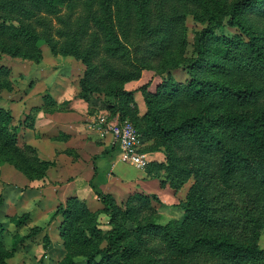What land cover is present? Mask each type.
Returning <instances> with one entry per match:
<instances>
[{
  "label": "trees",
  "instance_id": "16d2710c",
  "mask_svg": "<svg viewBox=\"0 0 264 264\" xmlns=\"http://www.w3.org/2000/svg\"><path fill=\"white\" fill-rule=\"evenodd\" d=\"M71 1L82 0H0V40L6 43L2 51L11 57L22 56L39 62L44 40L34 22L40 21L39 13H57L61 5ZM165 1L156 2L161 17L158 15L157 24L151 31H146L156 35L165 28L177 36L181 33L178 26L186 13L205 22L207 27L214 21L222 27L236 26L246 39L240 35L231 38L221 35L213 37L214 45L219 54L233 57L234 66L241 74H248L249 79L238 87L217 85L216 91L226 95L235 105L233 110L189 114L171 122L149 106L148 93L143 87L139 88L148 116L144 114L136 117L137 121H131L127 115H131L129 105L134 91L125 90L123 83L138 77L139 72H124V68L117 65L123 61V54L130 51L121 40L126 39V33L115 22L111 1L97 0V8L91 9L89 16L71 34L68 26H63L61 37H68V40L50 43L49 47L53 55H69L84 65L76 97L88 100L91 94L100 90L102 81L112 82V97L129 99L117 107L118 119H127L133 124L143 143L142 151L164 154V161L152 160L146 164V173L159 178L163 171L165 180L161 184L167 182L174 191L189 178H193V183L178 204L184 212L181 223L171 221L159 226L157 232L151 222L144 225L135 222V230L126 229L120 222L131 219L133 208L139 212L149 198H158L155 194H128L123 201L125 210L108 192L95 190L102 204L96 210H91L77 196L68 197L64 204L55 207L49 218L51 221L58 215L61 217L58 231L65 253L58 264H75L77 258H82L84 264H166V257L159 256L162 250H169L168 257L180 260L178 264H264V249L258 243L264 228V42H260L262 38L240 16L249 7L251 12L264 16V0H234L228 9L216 0H173L169 10L164 12ZM145 4L140 2V16L149 12ZM190 4L201 12L191 9ZM225 15L228 18L223 22ZM210 36V30L203 28L193 39L195 56L182 64L188 74L187 83L177 84L161 78L159 90L169 95L183 88L193 99L203 97L201 87L205 82L196 69L201 64ZM87 37L90 38L89 45L81 50L78 40ZM181 41L185 43L186 40L182 38ZM107 55L109 58L105 57ZM177 66L170 64L169 68ZM229 66L223 68L226 70ZM0 89H13L10 69L4 65H0ZM65 103H57L47 93L41 105L29 109L20 125L34 128L39 111H61L66 109ZM141 121L147 123L145 130L141 128ZM150 137L161 140L165 151L159 150L152 141L148 144ZM179 137L192 143L191 153L184 157L177 156L170 148V142ZM3 163L34 180L43 178L54 162L40 158L34 146L19 142L11 110L0 107V165ZM99 214L108 217L109 228L101 227ZM7 217L14 226L21 227L26 225L29 214ZM41 231L42 227L34 225L24 234L15 232L10 248L0 239V264H8V258L15 254L18 246ZM50 244V236L44 232L42 248L47 250Z\"/></svg>",
  "mask_w": 264,
  "mask_h": 264
},
{
  "label": "rangeland",
  "instance_id": "374dc122",
  "mask_svg": "<svg viewBox=\"0 0 264 264\" xmlns=\"http://www.w3.org/2000/svg\"><path fill=\"white\" fill-rule=\"evenodd\" d=\"M111 6L115 15V22L122 28V32L126 33V39L121 40L127 45L129 54H123L124 59L122 62H118L117 65L124 68V72H130L135 70L139 72L138 77L124 81L123 87L127 91H134L132 95V110L131 115H127L129 120L137 121L135 118L147 114L148 108L144 100V95L139 88L146 90L150 101L149 106L158 112V115L164 117L166 121L171 122L183 118L189 114L197 113H221L233 110L235 105L226 98L224 94L218 93L217 85L225 84L230 86H240L247 82L249 79L248 74H241L236 66L233 64V57L224 56L223 53L219 54V50L214 45L213 37H219L225 35L229 38L234 35H240L246 39V36L241 34L236 26H220L217 22L207 27L205 22H199L193 18L191 13H186L181 20L178 29L181 33L171 34L167 29L163 28L162 32L156 35L149 33L157 24L160 13H157L155 4L158 0H110ZM173 0H166L164 5V12L169 10ZM220 6L229 8L230 4L234 0H216ZM140 2L147 3L145 6L149 9V12L140 16ZM97 8V0H82L71 1L68 4L61 5L57 13H39V20L34 22L35 27L40 32L44 43L41 44L42 54L45 55V60L58 61L59 58L51 55L49 44L63 43L68 40V37H61L63 26L69 29L71 34L73 30L78 28L86 16H89V11ZM191 9H196L199 12L201 10L190 4ZM251 8L244 10L240 16L244 23L254 30L255 34H258L262 39L260 42L263 44L264 39V16L251 12ZM179 14V12H178ZM159 15V16H158ZM223 22L227 21V16H223ZM203 28L210 30L211 36L205 43L204 54L202 55L201 64L198 65L196 71L198 75L205 82L202 85L201 95L203 97L193 99L190 93L180 88L178 91H172L169 95L164 94L162 90L158 89L161 78H168L169 80L176 82L177 84H186L188 81V74L182 67L188 60L195 56L193 51V39L197 32ZM92 29V28H91ZM149 29L150 31H146ZM119 32L121 30L118 28ZM91 30L89 31V33ZM128 35V37H127ZM182 38L185 41L183 43ZM90 42V38L87 37L83 40H78L80 49L84 50ZM6 45L5 41L0 40V64L10 65L13 69V73H10V79L13 86L11 97H18L24 89L34 86L35 76L41 74V71L35 70L34 62L32 58L25 57H11L2 51ZM104 55V54H100ZM107 58V56H105ZM60 58H63L61 56ZM109 59L108 61H111ZM115 62V61H114ZM170 64H177L179 66L175 68H169ZM224 65H230L228 69H224ZM47 67V66H46ZM11 70V69H10ZM46 71L47 69L44 68ZM66 70V69H65ZM27 75V77H25ZM30 83V84H29ZM97 83V82H96ZM98 91H95L90 95L88 112L95 115L93 119L88 121L89 125L100 124L102 131H107L109 124L115 121V116H119L117 107L126 103L129 99L126 96L113 98L110 91V85L112 82L102 81L100 83ZM139 89V90H137ZM10 90V91H12ZM1 99V97H0ZM129 102V101H128ZM262 102V100L260 101ZM257 102L256 104H259ZM113 111H116L113 112ZM144 123V124H143ZM143 124V125H142ZM141 128L145 130L147 123L141 121ZM106 134H110L106 132ZM148 144L152 141L153 145L159 146L158 149L165 151V148L161 140H157L150 137ZM170 148L173 149L177 156L184 157L191 153L192 143L184 138H177L175 141L170 142ZM9 179V178H8ZM12 180V179H11ZM10 181V180H9ZM9 181L5 186L6 181L0 182V222L1 231L0 239L6 245L7 248L11 246L12 235L15 232L26 233L28 228L24 225L16 227L9 221L7 215H13L20 211V197L17 193L19 190H23L15 180L13 183L16 186L10 185ZM11 182V181H10ZM12 183V182H11ZM12 183V184H13ZM193 183V178H189L185 184L180 188V192H184ZM11 188V189H10ZM14 190V191H13ZM8 191V192H7ZM16 191V192H15ZM13 192V193H12ZM185 193V195H186ZM184 195V198H185ZM7 198V203L3 204V201ZM177 198L174 203L169 205L164 204L159 198H149V201L142 205L139 212L133 208L130 220H120L121 225L128 230H135L136 223L141 225L151 222L154 232L159 230V226L165 225L171 221L181 223L183 217V210L178 205L180 200ZM125 200V198H124ZM123 200V201H124ZM123 201H119V205L125 210V204ZM143 201V200H142ZM136 215V216H135ZM98 220L100 221L102 228H109L108 217L103 214H99ZM44 230L34 235L29 240H25L20 246H18L15 254L8 258V264H44L47 257V251L42 248V236ZM56 231L54 230L49 236L52 238ZM258 243L261 248L264 249V228L258 238ZM79 247V246H78ZM169 250H162L159 252L160 258L166 257V264H178L180 260H174L169 258ZM54 255V259L56 258ZM77 264H84L82 258H78ZM51 264V263H48ZM55 264V263H52Z\"/></svg>",
  "mask_w": 264,
  "mask_h": 264
},
{
  "label": "crops",
  "instance_id": "0c3cea01",
  "mask_svg": "<svg viewBox=\"0 0 264 264\" xmlns=\"http://www.w3.org/2000/svg\"><path fill=\"white\" fill-rule=\"evenodd\" d=\"M53 56L59 60H45L43 54V59L34 64L35 70H40L41 74L35 76L34 86L24 89L18 97L10 96L14 89H0V107L11 110L19 142L34 146L40 158L54 162L43 178L34 180L27 179L7 163L0 165V182L6 181L4 186L9 180L12 183L15 180L24 188L17 193L21 195L20 211L14 214H29L27 226L25 225L27 228L37 225L48 235L56 231V235L50 237L49 248L45 250L49 258L44 264H58L64 256L65 250L58 231L61 217L58 215L51 221L49 218L55 207L64 204L68 197L77 196L91 210H96L102 204L95 190L113 194L117 202L123 201L133 192L155 194L166 205L174 203L177 198H184L186 193L180 192V189L174 191L167 182L162 185L161 181L165 180L163 171L159 178L151 177L145 171L146 165L139 167L121 160L120 148L115 144L112 135H101L100 124L91 126L87 123L95 115L88 112L87 101L76 97L79 91L78 80L83 74L84 65L69 55ZM0 65L7 66L11 69L10 73H13L10 65ZM47 93L59 104L66 102V109L39 111L34 128L20 125L29 109L41 105L43 96ZM114 118L118 119L117 116ZM146 159L147 163L152 160L164 161V154L160 151L147 152ZM10 181V185L16 186ZM6 203L7 198L3 201V204ZM55 254L57 257L54 259ZM78 261L77 258L75 264Z\"/></svg>",
  "mask_w": 264,
  "mask_h": 264
},
{
  "label": "built area",
  "instance_id": "2783aa9c",
  "mask_svg": "<svg viewBox=\"0 0 264 264\" xmlns=\"http://www.w3.org/2000/svg\"><path fill=\"white\" fill-rule=\"evenodd\" d=\"M109 132L115 144L120 148V158L123 162L143 167L147 163V152L142 151L143 143L133 124L127 120H115L109 124L107 131H101V135Z\"/></svg>",
  "mask_w": 264,
  "mask_h": 264
}]
</instances>
